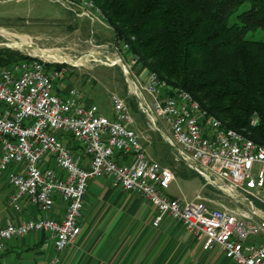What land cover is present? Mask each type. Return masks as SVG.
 <instances>
[{"label":"built area","instance_id":"2783aa9c","mask_svg":"<svg viewBox=\"0 0 264 264\" xmlns=\"http://www.w3.org/2000/svg\"><path fill=\"white\" fill-rule=\"evenodd\" d=\"M48 1L85 19L92 36L100 28L113 30L93 0ZM95 51L96 61L118 66L124 76L125 94H110L111 116L79 87L55 91L64 69L54 63L63 61L26 53L0 65V175L11 188L10 207L20 211L25 199L40 212L0 226V252L14 238L37 233L53 251L46 264H57L80 233L88 183L105 176L113 187L142 195L156 209L154 225L168 215L203 250L218 246L228 264H264V144L224 126L190 92L149 71L114 31ZM135 112L145 121L143 131ZM256 122L253 117L251 124ZM147 130L170 147L173 161L201 177L192 198L168 193L175 172L148 155ZM63 138L82 146L86 165ZM251 236L256 238L248 243Z\"/></svg>","mask_w":264,"mask_h":264},{"label":"trees","instance_id":"16d2710c","mask_svg":"<svg viewBox=\"0 0 264 264\" xmlns=\"http://www.w3.org/2000/svg\"><path fill=\"white\" fill-rule=\"evenodd\" d=\"M93 1L149 71L190 92L224 126L264 144V39L245 36L264 28V0ZM23 58L0 47V65Z\"/></svg>","mask_w":264,"mask_h":264},{"label":"crops","instance_id":"0c3cea01","mask_svg":"<svg viewBox=\"0 0 264 264\" xmlns=\"http://www.w3.org/2000/svg\"><path fill=\"white\" fill-rule=\"evenodd\" d=\"M62 78L61 74L55 83V91L60 95L70 86ZM3 108L0 105V109ZM134 117L136 127L142 130L146 125L144 119L137 113ZM149 135L151 143H145L148 155L162 165L170 166L173 161L172 154L169 153L170 147L155 132L151 131ZM63 140L75 154L80 155L81 164L86 165L88 157L82 146L73 139ZM122 158L118 155V159ZM179 164L181 170L177 176H198L182 163ZM5 176L4 173L0 175V226L9 221L17 222L40 216L37 208L25 199L20 201V211L9 206L11 188ZM94 181L96 183L93 185ZM200 182L201 186L202 179ZM200 186L194 190L192 197ZM168 193L176 196L169 191ZM155 214L156 209L139 193L113 187L109 177L94 178L87 186L80 218V233L69 247L59 253L57 264H228L218 246L203 250L200 241L194 239L170 216L164 215L154 225ZM31 252L35 256L29 258ZM52 254V249L43 246L39 235L31 233L7 243L0 252V264H46ZM42 255H45L43 260L38 258Z\"/></svg>","mask_w":264,"mask_h":264},{"label":"rangeland","instance_id":"374dc122","mask_svg":"<svg viewBox=\"0 0 264 264\" xmlns=\"http://www.w3.org/2000/svg\"><path fill=\"white\" fill-rule=\"evenodd\" d=\"M246 6L243 4L229 14L228 22L235 21L236 14ZM100 29L98 34L92 36L87 21L78 19L48 0H10L0 3V47L19 50L25 55L30 53L42 59L53 60L55 57L60 60L63 57L60 60L62 63L55 62L60 64L59 69H64L62 81L66 85L79 87L98 106L101 113L111 116L110 94L112 92L125 94L126 86L118 66H108L96 61L101 58L95 53V47L113 35L111 29ZM245 36L251 39H264V28L249 31ZM41 51L53 56L43 55ZM134 105L131 104L133 111ZM134 115L136 116V112ZM144 128L146 129V125L141 129L145 130ZM169 153L171 154L170 148ZM169 167L176 172L175 176L181 170V165L175 161H172ZM200 180L194 174L177 176L168 191L176 196L184 195L191 198L194 190L200 186ZM95 183L96 181L93 185ZM255 238L251 236L247 242ZM29 255V258L35 256L32 252ZM38 258L43 260L45 255Z\"/></svg>","mask_w":264,"mask_h":264},{"label":"bare ground","instance_id":"6f19581e","mask_svg":"<svg viewBox=\"0 0 264 264\" xmlns=\"http://www.w3.org/2000/svg\"><path fill=\"white\" fill-rule=\"evenodd\" d=\"M6 34V33H5ZM9 34V33H8ZM5 37V36H4ZM22 37V36H21ZM29 38V37H28ZM20 40H22V39H20ZM23 40H25V39H23ZM28 44H29V42H28ZM24 49V48H23ZM26 49V48H25ZM41 53L43 54V55H47V56H53V55H50V54H48L47 52H44V51H41ZM52 53V52H51ZM54 53V52H53ZM96 53V52H95ZM50 58V57H49ZM69 58V57H68ZM82 58V57H81ZM88 58V57H87ZM94 58V57H93ZM92 58V59H93ZM54 60H56V61H58L59 59H56L55 57L53 58ZM61 59H63V57L61 58ZM60 59V60H61ZM86 59V58H85ZM89 59V58H88ZM95 59V58H94ZM83 62V61H82ZM75 63V62H74ZM84 63V62H83ZM77 64V63H76Z\"/></svg>","mask_w":264,"mask_h":264}]
</instances>
